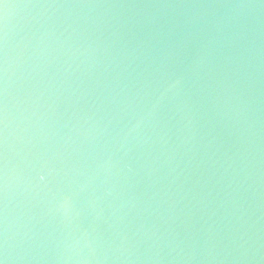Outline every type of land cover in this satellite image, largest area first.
<instances>
[{
    "label": "water",
    "instance_id": "1",
    "mask_svg": "<svg viewBox=\"0 0 264 264\" xmlns=\"http://www.w3.org/2000/svg\"><path fill=\"white\" fill-rule=\"evenodd\" d=\"M0 264H264V0H0Z\"/></svg>",
    "mask_w": 264,
    "mask_h": 264
}]
</instances>
